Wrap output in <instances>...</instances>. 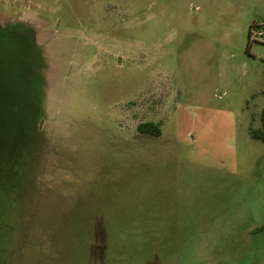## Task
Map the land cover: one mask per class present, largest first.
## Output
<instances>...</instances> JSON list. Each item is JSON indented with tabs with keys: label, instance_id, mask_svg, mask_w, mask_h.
<instances>
[{
	"label": "rangeland",
	"instance_id": "1",
	"mask_svg": "<svg viewBox=\"0 0 264 264\" xmlns=\"http://www.w3.org/2000/svg\"><path fill=\"white\" fill-rule=\"evenodd\" d=\"M263 107L264 0H0V264H264Z\"/></svg>",
	"mask_w": 264,
	"mask_h": 264
},
{
	"label": "trees",
	"instance_id": "2",
	"mask_svg": "<svg viewBox=\"0 0 264 264\" xmlns=\"http://www.w3.org/2000/svg\"><path fill=\"white\" fill-rule=\"evenodd\" d=\"M248 36L250 38V32L248 33ZM260 119L262 127L264 129V107L261 111ZM138 131L141 134L153 137H159L161 135L160 128L154 123H143L138 126ZM251 136L253 139L261 140L264 142V130H251ZM117 224L118 223L116 221L113 223L115 227L118 226ZM101 235L98 237V240L102 241L106 252H108L109 254H112L114 257H116L120 254V251L124 250L122 249V237L125 235V231H119L117 229H114L111 232L103 231ZM91 236L92 234L88 238H86L87 242L89 241V239H91ZM100 243L101 242L98 241V244Z\"/></svg>",
	"mask_w": 264,
	"mask_h": 264
}]
</instances>
